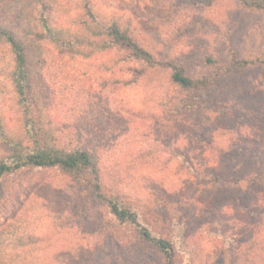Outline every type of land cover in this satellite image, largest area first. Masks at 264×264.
<instances>
[{
    "label": "rangeland",
    "instance_id": "obj_1",
    "mask_svg": "<svg viewBox=\"0 0 264 264\" xmlns=\"http://www.w3.org/2000/svg\"><path fill=\"white\" fill-rule=\"evenodd\" d=\"M245 1L90 0L92 19L83 0H53L46 17L65 40L101 43L78 24L118 20L153 66L118 49L60 51L33 9L4 24L33 56L36 127L52 143L87 142L102 195L170 248L145 242L73 175L32 169L0 179V264H264V0ZM236 62L251 66L227 72ZM168 63L196 89L172 85ZM11 66L0 40V160L31 142Z\"/></svg>",
    "mask_w": 264,
    "mask_h": 264
},
{
    "label": "trees",
    "instance_id": "obj_2",
    "mask_svg": "<svg viewBox=\"0 0 264 264\" xmlns=\"http://www.w3.org/2000/svg\"><path fill=\"white\" fill-rule=\"evenodd\" d=\"M237 1L247 5L245 0ZM83 8L86 11L87 17L93 19L94 14L90 8V0H83ZM0 9H2L0 11V40L6 44L12 56L9 81L16 94L17 104L22 112L26 134L31 141L27 146H23L22 143H13L10 146L11 153L0 160V179L5 175H14L21 171L32 169H58L69 173L74 176L75 180H79L95 199L106 203L109 212L116 220L120 223H128L133 226L145 242L167 253L170 248L167 242L153 237L148 231L141 228L136 215L118 203L116 199H106L102 195L101 180L95 160L91 156L90 145L87 142H83L82 144L77 142L74 145L67 146L52 143L48 135L44 136L40 128L36 127V123L34 122L36 109L33 106L36 101L32 93V70L30 65V58L33 56L28 51L29 48L16 38L15 32L7 29L4 24H7V21L13 20L14 25H19L21 20L27 18V15L33 9L38 16L35 19V24L41 30L43 38L55 45L60 51H66L77 56L82 55L85 58L86 53L83 52L89 49L95 52L118 49L127 53L124 62L141 63L150 66L156 65L150 54L141 48L131 37L129 26L127 27V24L118 20L105 25L96 22L97 24L94 27L89 24L88 20H83L78 24L82 25L91 36H96L97 38L100 36L102 38L101 43L89 45V43H78V41H75V38L71 41L65 40L60 34L51 29L50 22L46 17L47 13L54 10L53 0H0ZM27 34L33 37L38 36V33L34 34L31 28L27 29ZM208 62H211L210 59H208ZM260 63L264 65V61ZM165 66L168 68L169 80L172 85L182 91L196 89L199 81L185 76L181 67L170 65L169 63ZM247 66H251V64L236 62L230 67H226V71L240 72ZM121 111L122 109H119V112ZM108 129L106 128V130ZM92 130L95 131L94 129ZM3 140L4 136L0 128V141ZM258 260V256L253 255V263L261 264L257 263Z\"/></svg>",
    "mask_w": 264,
    "mask_h": 264
}]
</instances>
